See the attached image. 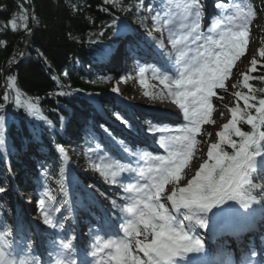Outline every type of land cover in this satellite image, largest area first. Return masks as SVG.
<instances>
[{"label":"snow or ice","instance_id":"snow-or-ice-1","mask_svg":"<svg viewBox=\"0 0 264 264\" xmlns=\"http://www.w3.org/2000/svg\"><path fill=\"white\" fill-rule=\"evenodd\" d=\"M105 2L117 4L118 0ZM214 6L217 16L206 29L201 23L204 14L203 0H151L145 9L155 31L167 33L172 51H165L163 41L151 32L147 34L148 48L141 47L139 41L134 42V50L141 54L142 60L147 62L151 57L163 62L161 66L147 63L146 66H140L138 76L140 83L149 87L144 77L150 71L153 78L164 86L167 96L163 90L155 94L145 91L144 95L154 99L170 98L179 113H182L183 122L172 126L157 124L146 118L148 130L154 136L158 135L156 142L164 154H153L139 148L133 150L126 146L124 140H118L116 143L121 150L137 162L134 164L112 159L105 151L99 156L100 163L93 165L110 185L122 188L124 195L121 198L125 203L118 208L119 218L122 220L119 230L123 235L113 233L112 224L103 221L101 217L103 222L96 231L106 232L108 236L107 239L102 235L95 236V241L87 252L93 258L91 264H174L175 258H183L189 252H199L204 247L202 240L191 234L194 225L206 227V221L199 213H206L229 200L238 202L244 209L261 201L254 195L258 186L252 184L250 177L256 171V158L264 155V99H260L259 107L255 108L256 116L240 113L238 107L231 108L232 119L223 125L226 131L217 132L220 143L208 147V159L199 165V170L187 181L186 186L179 187L177 183L182 179V169L193 156L197 143L196 134L201 131V125L208 121L213 107L211 97L216 95L214 89L225 87L224 80L233 61L244 52L249 35V21L255 15L252 8L242 2L217 0ZM137 8H144L143 0L137 4ZM21 19L26 21L27 16H22ZM9 23L15 30V21L10 20ZM119 24L118 27L115 18L112 20L115 36L128 32L126 21L121 20ZM25 26L26 24L21 25ZM100 54L109 56L112 52L110 48H105ZM261 56H264V52ZM252 63L255 65L256 61L253 60ZM165 67L168 70H164ZM245 86L250 87L247 84ZM9 87H13L11 78ZM15 91L14 103L17 109L23 107L35 121H47L51 125L52 122L48 121L37 103H33L31 99L22 100L19 90ZM112 91L115 93L118 89L113 88ZM72 94L58 93L60 96ZM236 95L240 97L241 94L238 92ZM250 99L254 97L243 96L246 108L254 107L248 103ZM4 100H9L7 94ZM6 107V104L0 103V110H6ZM244 116H247L246 123L253 129L250 133L241 131L237 126ZM60 119L64 120L63 117ZM117 119H122V116L117 114ZM123 123L130 127L127 120ZM5 129L6 113L0 114V149L6 144ZM233 135L239 137L238 142L232 140ZM85 142L87 143V139ZM225 143L232 147L231 155L223 151L221 145ZM100 147L97 143L96 148ZM57 149L60 153L64 152L59 145ZM63 173L64 169H61V174ZM166 184L172 185V191L166 195V200L171 203L173 211H169L162 202ZM260 191L264 192V189ZM61 194L68 197L67 186L61 187ZM43 195L47 196V200L39 201L42 223L54 231L64 230V221L73 217L72 202L65 199L67 214L60 217L58 214L62 209L57 205L56 198L47 191ZM93 203L91 196L87 203L81 197L77 200L76 207L90 211ZM111 203L115 206L116 199H112ZM140 234L144 236L143 241L136 239ZM10 235L7 227L0 231V264H43L38 257L32 255L30 245L24 247L19 257L15 256L10 250L11 241L5 239ZM73 239L69 235L67 239L59 237L55 240L48 253L49 260L54 261V264H77L73 255ZM139 252L143 253L145 259H141L137 254Z\"/></svg>","mask_w":264,"mask_h":264},{"label":"trees","instance_id":"trees-1","mask_svg":"<svg viewBox=\"0 0 264 264\" xmlns=\"http://www.w3.org/2000/svg\"><path fill=\"white\" fill-rule=\"evenodd\" d=\"M138 1L118 0L117 4H112L105 0H0V103L7 105L6 110H0V114L6 113L7 135L18 153L31 140H38L47 147L44 155L45 168L48 177L54 181L60 171V157L53 144L68 145L61 134L60 118L70 119L71 126L80 131L86 130L90 121L99 122V116L96 117L93 108L85 99L87 93L95 94L110 116L114 117L113 103L105 99L104 95L116 86L115 73L105 74L106 81L102 82L98 77L87 75L85 66L94 62L103 63L104 56L100 54L101 51L105 48L112 50L117 42L115 28L112 27L114 18L118 27L119 22L125 18H137L141 23L143 16L139 13L137 15L134 8ZM145 1L147 0H143ZM248 2L255 13L251 18V32L264 52V0ZM22 16H27V20H22ZM33 19L35 29L30 34ZM10 20L15 21V30L9 23ZM22 24L26 26L21 27ZM141 24L145 25L144 18ZM26 42L28 45L22 58ZM253 60L256 61L255 65ZM252 61L251 70L244 71V77L235 88L234 94H241L237 97L240 113L256 116L255 108L259 107V100L264 99V56L255 54ZM9 67L12 69L5 81L6 87L9 86L10 78L13 84L7 90L10 102L4 100L7 91L2 89L3 72ZM123 86L126 95H134L135 88L129 80H125ZM15 89L22 94V100L31 99L38 104L41 112L52 122L50 131L39 127L23 107L16 108ZM60 92L73 94L60 96ZM151 93L154 94L153 91ZM243 96L254 97L248 102L254 107L246 108ZM144 98L150 107L155 104L153 100L157 99L151 96ZM246 119L247 116L240 119L237 126L241 131L250 133L253 129L246 123ZM231 138L239 141L236 135ZM77 143L82 145L85 140ZM221 147L224 152L232 154L233 149L229 144H222ZM19 160L13 162L14 169L22 163ZM87 165L83 164L81 169H86ZM77 174L83 183H90L89 178L80 171ZM79 192L83 198L88 199L89 196L84 191L79 189ZM259 199L261 203L257 204L264 207V198ZM22 222L20 218L19 228Z\"/></svg>","mask_w":264,"mask_h":264},{"label":"bare ground","instance_id":"bare-ground-1","mask_svg":"<svg viewBox=\"0 0 264 264\" xmlns=\"http://www.w3.org/2000/svg\"><path fill=\"white\" fill-rule=\"evenodd\" d=\"M206 6L204 9V15L205 17L201 21L202 27L206 29L210 23L213 21V18L217 16V9L215 6H212L213 3L217 2L216 0H205ZM232 3H236V0H232ZM223 2H228V0H223ZM223 11V10H221ZM150 16V15H149ZM148 23V22H147ZM151 27L153 26L152 20H151ZM128 26V32L132 33L135 37V42L139 41L140 46L143 44V46L148 44L147 34H144L141 29L138 27L127 23ZM155 36L154 34H152ZM160 35V33H159ZM165 36V37H163ZM162 37H159L158 39H161L162 41H166L168 43L167 39V33H164ZM170 49L167 50V46L165 45V51H172L171 45H169ZM125 51L124 49H122ZM130 61L137 62V67L134 68V70H129V75H135L138 78V72L140 66H146V63H152L157 66H161L163 62L159 59H153L149 58L147 62L141 59V54H136L133 49L128 50L127 56ZM124 56H120V62L124 63L127 59ZM166 59V58H165ZM139 64V65H138ZM164 70H168L167 67H165ZM233 74L234 77H236V70H235V64L234 61L229 69V73L226 75L224 84L225 87L223 89L216 88L214 89V92L216 95H213L211 97V103L213 105L212 109L210 110L208 121L203 123L201 125V131L196 134V145L194 147V153L193 156L190 158V160L187 162L184 169L181 171L182 179L178 181L179 187H184L183 183L187 182L189 179L192 178V176L195 175V172L199 170V166L196 167V163L202 158V155L207 156V151L202 152L201 149L208 148L209 144L212 142V133L215 129H223V123L220 124V120L226 119L224 123H227L230 120L229 113L227 111L228 107L231 105L233 107H237V95L233 94L232 100H234L233 104H230L228 100L230 99L228 97L227 100H224L225 96L227 95V86H228V79ZM150 78L151 81L156 82L160 88L161 91H164L165 96H167V91L164 90V86L160 83L158 79H154L152 76V73L150 71L145 73V78ZM241 81V79L236 81L235 84L232 85V87L237 88L238 83ZM129 82L132 83V81L129 79ZM114 101H119L117 98H113ZM109 100V101H112ZM162 101L161 107L153 108L150 106H138V107H129L127 108V112L125 111L126 115L130 118L131 122L133 123L131 127L127 128H121L118 127L116 124H112L108 122V128L109 130H113L114 133H118V137L121 140H124L126 142V146L132 148L133 150H136L139 148L142 151H149L153 154H164L163 149H160L157 145L158 135H153L148 130V125L145 123L146 118L151 119L152 121L156 122L157 124H169L172 126H175L178 123L183 122L182 113H179V110L176 105L173 104L172 100L170 98L168 99H160ZM113 106L112 108H114ZM153 135V136H152ZM117 140V139H115ZM220 142V137L219 141ZM121 148V147H120ZM99 150V149H96ZM117 156V155H116ZM7 157V156H5ZM35 158V159H33ZM37 158V154H33L31 156V159H33V165H31V162L25 163L26 168H31L34 171L39 170L40 162ZM110 158L113 159H119L121 162H131L135 160V158L130 156H110ZM4 176H2V184L5 182V180H8V186L6 190H8L6 193H4L3 199L7 198L8 194L10 193V202L16 205L20 204L23 200L18 197L17 195V188L19 187H25L27 191L31 193V196H34V194H38V187L41 184H44L41 179H36L35 177H28L27 173L21 174V178H19V183L16 182V178H13L10 174L7 175V173H2ZM32 174V173H30ZM1 176V173H0ZM190 178L188 179V177ZM34 179H36L37 183H35ZM251 180L252 184L258 186V189L254 192L255 196H260L259 190L261 189V186L263 183L261 181H264V163L261 168H256V171L251 174ZM39 185V186H38ZM94 184H91L93 186ZM116 186L110 185L108 189H115ZM118 187V191L116 194L112 195L105 191V193L108 195V207L112 210H116L119 207H122L125 203V201L121 198L124 193L121 187ZM170 188H172L171 184H166L164 188V196L162 197V202L165 203V206L169 209V211H173L171 206H168L170 204L169 201L166 200V195L170 194ZM91 189V188H90ZM3 191H0L2 193ZM5 192V191H4ZM69 195L67 197V200H70L73 204V217L69 218V220L66 221L67 229L72 227H75L76 229H85L89 228L90 225L93 223L88 220L90 217V213L92 212V208L94 207H107L103 205L102 202V194L100 192H94L93 190L90 191L89 196H91V199L94 201V203L90 206V211L83 210L81 208L76 207V202L79 199V196L74 191H69ZM89 193V191H88ZM38 200L40 201L41 197L38 195ZM112 199H116L117 204L114 206L111 201ZM259 199V198H258ZM261 203V202H260ZM65 204V203H64ZM223 204V203H222ZM221 204V205H222ZM15 205V207H16ZM233 207H230L231 212H237L243 213V210L247 213L248 218H252V225L245 226L244 224H240V222L237 220L236 217L233 219L231 218V214H226L224 211H222L221 208H212L206 213H199L201 217H203L206 221V227H200L199 225H194L193 230L191 234L195 237H198L203 242V249L198 252V255L189 254L186 253L183 255V258L177 257L174 259V264H194L197 262H201L204 260V264H215L216 261L223 262L224 264H230L231 260H234L235 258V249L236 245L238 243H242V245H245L248 242V235L251 234L262 236L264 239V207L263 208H256L253 205L251 207L244 209L240 206V204L236 201H233ZM253 207V210L251 209ZM37 214L41 217V213L39 211V204L37 206V209H35ZM183 211V210H182ZM28 212H31L30 210ZM67 213H61L58 214V216L63 217ZM175 214V213H174ZM223 224L233 232H235L234 236H231L228 234L229 232L226 230V227H223ZM142 227V226H141ZM30 232L32 233L33 237L38 236V232L41 231V235L39 238V246L37 249L36 257L41 258V261L43 264H50V258L43 255V248L46 247L49 250H52V244L55 241V236L60 234V231H54L50 228H48L46 225H39L37 223V228H34L32 225L29 227ZM211 233H214L213 235ZM84 237L82 235L79 236L77 239V242H80L82 244V248H85L86 245L84 244L83 240ZM136 239L144 240V236H138ZM149 241L151 239V236L148 237ZM43 240H47V244H42ZM244 240V241H243ZM252 243H247L246 249L247 251L254 252V248L256 247ZM41 245V246H40ZM247 253V252H246ZM262 254L264 255V249H262ZM139 255V254H138ZM141 259H145L144 255H139ZM252 256V254H249L248 259ZM216 260V261H215Z\"/></svg>","mask_w":264,"mask_h":264},{"label":"rangeland","instance_id":"rangeland-1","mask_svg":"<svg viewBox=\"0 0 264 264\" xmlns=\"http://www.w3.org/2000/svg\"><path fill=\"white\" fill-rule=\"evenodd\" d=\"M151 2V0H147V3H143L144 4V8L142 9H138L137 8V4L141 3V1L139 0L138 2H136L134 4V8L136 10V14L138 13H141L143 14L144 16V19L148 22V26H147V31L148 33L152 32L151 30V18L149 16V14L147 13V11H145V9L147 8V5ZM216 3V2H215ZM215 3L212 4V6L215 5ZM203 4H204V9H205V6H206V1L203 0ZM256 6V5H255ZM257 8V6H256ZM203 9V12H205ZM205 17V15L203 14L202 16V20L203 18ZM201 20V21H202ZM135 22V26L138 27V25L136 24V19H129V20H126L127 23H131V22ZM251 20L249 21V27H248V39H247V43L245 44V47H244V52L239 56L237 57L235 60H234V64H235V70H236V77L233 76V74L229 77L228 79V86H227V95L228 96H225L224 97V100H227L228 97L230 98L228 100V102H230V104H233L234 103V100H232L233 98V94L235 93V89L234 87H232L233 84L236 83V81L240 80V79H243L244 77V71H247V70H251L252 66H251V61H252V56L255 55V54H258L260 55L262 53V49L257 45V42L254 38V35H253V32H251ZM139 28V27H138ZM163 34L160 33V35H155V37L158 39L159 37H162ZM165 37V36H163ZM164 43V41H163ZM165 44V43H164ZM167 47H169V43L166 42L165 44ZM133 64V63H132ZM94 64L92 65H88V66H85L86 68V71H87V75H90L92 77H98L100 80H102V82L106 81V76L104 74V71H101L100 74L98 73L97 69H94L93 68ZM115 73H116V79H117V84L115 87H112L109 92H107L106 94L107 95H104L105 96V99L107 100H110V98H112V95H115L117 93H120L122 95V90H123V84H122V81L119 80L120 77H122L120 75V72H118V70H115ZM118 77V78H117ZM125 79H130L132 81V84L134 85V88H135V93L134 95L128 97V102L130 101L131 103H133V106H131V104H129L128 102H124L125 106L127 108L129 107H138V106H145V105H149V103L147 104L145 102V98L143 96V90L145 85H142L140 83V78H138L137 76L135 75H124ZM145 83L148 84V85H152V86H155L157 89H159L161 91V88L160 86L154 82V81H151L150 78H145ZM113 88H116L118 89V92H113L112 89ZM9 89V86L6 87V91ZM8 91H7V95H8ZM91 98H94V96H91ZM93 99V100H94ZM153 102H155V106H153V108H158V107H161V103L162 101L159 100V98H157L156 100H153ZM121 106V105H120ZM231 105L228 107L227 111L229 113V117L230 119H232V113L230 111L231 109ZM125 113L123 112L122 115H124ZM226 121V119H222L220 120V124H224V122ZM40 124V127L43 128L45 131H50L51 130V127L50 125L45 121L43 122V126L42 127V124L41 123H38ZM62 136L64 139H67L68 141H72L74 140L72 137L73 136H78L77 137V140L81 139V132L78 131V130H73L72 126H71V123L69 120H63L62 121ZM222 131V129H215L212 133V142L209 144V146L211 144H216L218 143L219 141V137L217 136V132H220ZM87 135H88V138H89V134H90V138H89V142L92 144V151H90V156L92 157V160L94 164L96 163H100L99 161V156L100 155H103L105 151H107L109 153V156H115V157H119V156H128L127 154H125L120 146L116 143V141L118 140H121L117 134H115L114 132H112L111 130H109L108 128V121L104 122V124H102L98 130L95 131V128H94V124L93 122H91V124H89V128L87 129ZM112 132V133H111ZM109 136L112 138L113 142H112V147H111V151H109L107 149V145H104L102 143L103 140H107L106 139V136ZM116 135V136H115ZM153 136V135H152ZM117 139V140H115ZM97 143L101 146L99 148V150L96 151V145ZM29 146V145H28ZM115 146H118V148H115L113 149V147ZM208 146V147H209ZM72 151H71V154H74V151H76V156L75 155H71L72 158H74L75 156V159H73L74 161L72 162L73 164V167H75V169H78L79 171H84L83 169L81 170L82 168V163L83 164H87L88 163V157L87 154H89L85 147L84 146H81V147H77V146H72ZM78 148V149H77ZM9 160H14L16 161V151L14 150V148L12 147V145L9 144ZM208 148H203L201 149L202 152L206 151ZM74 150V151H73ZM113 150V151H112ZM33 151H38V154H37V158L40 162V167H39V170L37 171H34L33 169L31 170V168H24L23 169V173H29V175H31V177H35L36 179H41L42 182H44V184H41L39 187H38V194H34V197L32 196H28L27 197V194L25 196H23L20 192H19V195L21 197L24 198V201L21 202L22 205L20 204L21 206V211L18 212L16 210L17 207H15L16 204L11 203L10 202V193L8 194L7 198L3 199L4 197V193H6L8 190H6L7 186H4V184H2L1 180H2V176H4L2 173H7L10 174L13 178H16V182L19 183V178H21V174L22 173H14L12 172V169H10V163H8V165L6 164L5 166H2V164L0 163V173H1V176H0V189H3V192L0 193V213L2 214V216L4 217L3 220L0 221V227H1V231L2 230H5V227L9 228V229H14L15 228V224L17 223V220L19 217L23 216L21 219H23V224L22 226L24 227V232L23 233H17V234H14V235H11V236H7L5 237L6 240H10L11 241V244L15 243V247L17 246L18 249L20 248L19 245L17 244L18 243V240H22L23 241V246L20 248V251L22 252L24 247L27 248L29 245L31 247V250H32V255L34 256L35 255V251L37 250V245H35L37 243V241L39 240L40 238V235H41V231L38 232V239H35V242L34 244H28V239H29V227L30 225H32L34 228H37V223L39 225H44L42 223V220H41V217L37 214V212L35 211V209H37V206L39 204V200H38V195L41 197V199H45L47 200V196H44L43 193L45 191L48 192L49 195L51 196H54L56 198V201H57V205L61 207V213H67V205L66 204H62L61 202L62 201H65V199H67V197L65 198L62 194H61V187H63L62 183L64 184L65 181L62 177L61 174L58 173V178L57 180H52L48 177V174L46 172V168H45V160H44V152L46 151L45 149V146L43 145H40L39 143L37 142H32L30 144V146L28 147V149L24 152H22L20 154V157L24 158V163H30L31 162V165H33V159H31V152ZM46 153V152H45ZM117 155V156H116ZM113 159V158H112ZM208 159V156L206 155H202V158L196 163V167H198L201 163H203L205 160ZM90 160V159H89ZM81 161V162H79ZM263 163H264V155H261L259 157L256 158V168H261L263 166ZM93 164V165H94ZM26 165V164H25ZM27 167V166H25ZM32 173V174H30ZM82 174H86L92 181H93V186L90 187L88 189V191L90 192L91 190H93L94 192H100L102 194V202H103V205L107 206L108 207V195L105 193L108 192L112 195L116 194L117 191H118V187L116 186L115 189H108L110 187V184L107 182V180L100 174V172L95 168H88L86 169V171L84 172H81ZM190 178V176L188 177V179ZM251 178V177H250ZM36 179H34L35 183H37ZM5 182L8 184V180H5ZM5 183V184H6ZM186 183H183V186H185ZM76 185H78V182H76ZM261 189H264V181H263V185L261 186ZM5 191V192H4ZM171 188H170V191L171 192ZM75 193L77 194V192L75 191ZM259 193L260 195L264 196V192L260 191L259 190ZM78 195V194H77ZM40 199V200H41ZM233 200H229V201H225L223 204H222V207L221 204L220 205H217V206H214L213 208H221L222 211H224L226 214H231L233 216V214L235 213H239L238 210H236L237 212H231L230 211V207H233ZM228 204V205H226ZM253 206H256L255 203L252 204ZM168 206H171V203L168 205ZM251 207V206H250ZM100 207H98L94 212H91L93 213L92 216L96 217V215H99V216H103V209H99ZM108 209V208H107ZM31 211V212H28V211ZM59 213V214H61ZM88 220H90L88 218ZM105 221H107L106 219H104ZM65 223V229L60 231V238H65L67 239L69 236H68V231H67V224H66V221H64ZM99 223H100V220H99ZM185 223H187L185 221ZM96 228V227H95ZM138 236H142V234L138 235ZM137 236V237H138ZM58 237V238H59ZM57 238V239H58ZM56 239V240H57ZM46 244V243H44ZM263 245V244H261ZM258 250V249H256ZM46 256H47V252H45ZM139 255L143 254L142 252H139L137 253ZM35 257V256H34Z\"/></svg>","mask_w":264,"mask_h":264},{"label":"water","instance_id":"water-1","mask_svg":"<svg viewBox=\"0 0 264 264\" xmlns=\"http://www.w3.org/2000/svg\"><path fill=\"white\" fill-rule=\"evenodd\" d=\"M32 1V0H31ZM34 29H35V21L33 19V27L32 29L30 30V34H33L34 33ZM27 45H28V42H26L25 46H24V50H23V56L22 58L24 57L25 53H26V48H27ZM12 69V67H9V68H6L3 72V79H4V84L2 85V89H5L6 88V81H5V78L7 76V74L9 73V71Z\"/></svg>","mask_w":264,"mask_h":264}]
</instances>
